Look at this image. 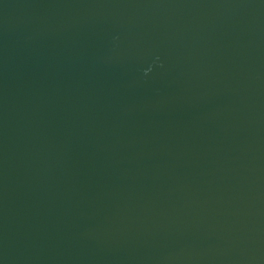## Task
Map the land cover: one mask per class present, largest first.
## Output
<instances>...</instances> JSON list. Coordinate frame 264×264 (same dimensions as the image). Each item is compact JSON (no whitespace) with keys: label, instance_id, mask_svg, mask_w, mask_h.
<instances>
[{"label":"water","instance_id":"1","mask_svg":"<svg viewBox=\"0 0 264 264\" xmlns=\"http://www.w3.org/2000/svg\"><path fill=\"white\" fill-rule=\"evenodd\" d=\"M0 264H264V0H0Z\"/></svg>","mask_w":264,"mask_h":264}]
</instances>
